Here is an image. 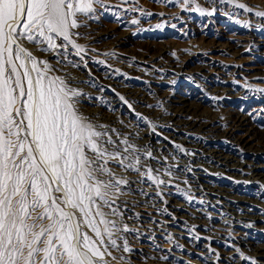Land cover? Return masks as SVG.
Returning a JSON list of instances; mask_svg holds the SVG:
<instances>
[{
  "label": "bare ground",
  "instance_id": "6f19581e",
  "mask_svg": "<svg viewBox=\"0 0 264 264\" xmlns=\"http://www.w3.org/2000/svg\"><path fill=\"white\" fill-rule=\"evenodd\" d=\"M101 1L120 26L128 20L146 19L142 11L120 5L121 0ZM204 1L217 9L201 19L222 24L229 23L222 18L249 21L258 27V33H264V17L255 14L264 12L263 4L254 7L249 2L241 8L236 0ZM156 18H162V14ZM192 18V13L185 12L166 20L187 33ZM80 24L86 25L81 33L86 47L94 53L85 52V47L81 53L60 39L57 43L63 46L48 51L41 50L46 45L27 40L21 43L34 56L42 54L52 71L58 68L65 83L79 93L76 109L94 120L98 131L107 132L121 156L128 157L121 173H116L118 168L112 170L116 178L127 182L117 196L131 221L127 225L125 222L128 231L123 230L124 226L119 232L130 249L127 253L145 257L136 264H167L158 252L144 253L139 246L131 245L142 242L157 248L154 235L158 232L153 230L157 228L170 233L173 243L168 254L183 264H264V134L255 136L250 131L252 126L247 127L251 114L264 108V90L251 85L240 87L237 80L219 75L225 70L242 75V68L236 65L229 68L202 57L191 66L195 56L188 54L180 59L165 46L140 56L119 51L126 41L148 38L150 32L145 30H118L82 20ZM232 37L228 41L214 40L210 48L235 53L247 39V48L251 46L253 52L264 57V40L258 44L253 37ZM115 57H119L118 63L108 60ZM185 85H193L195 90L184 94ZM157 99L163 100L165 109L157 107ZM80 101L92 106L85 107ZM198 102L214 108L227 104L235 119L227 123L204 112H189L188 107ZM242 130L245 133L238 134ZM129 164L132 167H127ZM112 165L119 164L110 162L109 168ZM150 167L165 171L161 179L143 174ZM180 194L186 197L184 203L175 199ZM187 221H191L194 235L186 231L183 224ZM214 244L228 250L224 252ZM184 254L195 255L201 261Z\"/></svg>",
  "mask_w": 264,
  "mask_h": 264
},
{
  "label": "snow or ice",
  "instance_id": "6c2138e0",
  "mask_svg": "<svg viewBox=\"0 0 264 264\" xmlns=\"http://www.w3.org/2000/svg\"><path fill=\"white\" fill-rule=\"evenodd\" d=\"M97 3L0 0V264H98L117 247L120 228L102 209L127 183L109 163L125 167L128 157L78 113L79 93L21 43L78 48L70 31Z\"/></svg>",
  "mask_w": 264,
  "mask_h": 264
},
{
  "label": "rangeland",
  "instance_id": "374dc122",
  "mask_svg": "<svg viewBox=\"0 0 264 264\" xmlns=\"http://www.w3.org/2000/svg\"><path fill=\"white\" fill-rule=\"evenodd\" d=\"M225 1L226 0H223V2ZM205 2L206 1H204L203 3L202 0H188L187 3L185 2V0H121V1H118L120 5H124L129 8L142 11V13L146 16L145 17L146 19H140L139 22H136L137 19H135V21L133 19L130 21L128 20L123 25L120 26L119 24L116 23V20L109 13L108 8H106L104 3L100 0V3L93 4V10L89 14L87 15L79 14L77 19L79 21V24H80V20H82V21H88V23H96V24H99L100 26L107 27V28H116L118 30H123L125 28H130V29L139 28L140 32L142 30H145V32L147 33L150 32L148 38H143L141 40H136V39L129 40V41L122 43L119 46V51L128 56H131V55L140 56V55L151 54L155 51H158L161 47L165 46L171 52H176L180 59L181 57L184 58L188 54L189 56L191 55L195 56V58H192V63L190 64L191 66L197 65L200 61V58L202 57L210 61L212 60L214 62L222 63L223 65L229 68H232L233 66L236 65L242 68V73H243L242 75H231V73H229L228 70L219 72V75L224 78L230 77L232 79L237 80L238 86L240 87L242 85H249V86L251 85L252 87L256 86L255 88L264 90V57L261 55H257L255 52H253L251 46H248L247 48V45H246L247 39L243 40L245 42H243V45H239L237 47L239 48V51L235 53H232L231 51H227V50H217V49L210 48L212 41L214 40L228 41L227 39L231 38L232 36L233 37L242 36L243 38L253 37L254 39H256L254 40L256 41L255 43L261 44V42L264 40V33H258L256 30L258 29V27L255 26L254 24L249 23V21L237 20V19H234L236 21H232L227 18H222L224 22H229L228 24H225V23L222 24V23H219V21H215L214 23H209L207 19L205 18L201 19L202 15L207 14L211 16V13L215 9H217V8L213 9L212 5H210L209 3H205ZM236 2H239L243 5H246L250 2V4L254 5V7H257L259 3L260 5L261 4L264 5V0H244L243 2H241V0H236ZM185 12L192 13V17H193L190 20V23H191L190 30L187 33L178 29L176 26H174L173 24H171L169 21L166 20L175 14H182ZM148 14H150V16ZM158 14H162V18L157 19L156 17L158 16ZM230 17L232 18L233 16L230 15ZM236 18H239V16ZM85 26L86 25L80 24L78 28L71 29L70 35H71V38L74 40V43L77 44V46L79 45L78 46V48H80L79 52L83 53L84 51L85 52L87 51V53L88 52L94 53L92 50L86 47L87 42L84 39L85 36L82 35L81 33V32H84V31H81L82 30L81 27H85ZM191 33L192 35H190ZM216 33L218 34L215 36L214 34ZM244 45L246 47H244ZM83 48H84V51H83ZM196 48L198 50H194ZM35 57L39 60H44L42 54L35 55ZM110 59H108L110 62H113L114 60V62L116 61V63H118L119 61V57L110 58ZM54 70L55 72L51 71L50 75L53 77H59V78L61 77V79L64 81V78L62 75H60L61 72L58 70V68H54ZM191 90L193 91L195 90L193 85H189V86L185 85L182 92L184 94H187ZM77 103L79 102L76 101L75 106L77 105ZM80 103L85 107L92 106L91 104H87L85 102L83 103L80 101ZM156 104L158 108L165 109L166 107L162 99H157ZM198 104L199 105L192 104L190 107H188L189 112L191 113L193 112L195 115H197V113L201 114L204 112L209 116H216L218 121L222 119L227 123H230L233 119H235L233 115L234 113L232 114V110L227 104L219 106V107L217 106L216 108L209 107L205 102L204 103L198 102ZM77 111L82 117L86 118L91 124L94 123L93 125L96 126L95 124L96 122H94V120L93 121L89 120L88 117L85 116L84 112L81 113L79 112V110ZM147 119H149L148 121H151L150 118H147ZM152 124L153 123H151V125ZM248 124L249 126L247 125V127L252 126L251 127L252 129L250 131H254L255 136L263 135L264 134V108L261 111L252 113L251 120L248 121ZM152 126L154 127L155 124H153ZM97 130H99L98 127H97ZM244 133H245L244 130L238 132V134H244ZM110 169L113 170L114 172L117 171L116 173H121L123 170V167H121L120 165H112ZM147 169L143 170V174L144 175L147 174L146 176L148 177L151 176L152 177L151 179H153L155 176L156 179L154 180L161 179L162 175L165 173V171L163 170L154 171L153 170L154 168L152 167H150L148 170ZM161 172L162 174H160ZM150 174H153V175H150ZM181 191H183L184 194L186 193L187 196L190 195V193L187 192V190H181ZM113 192H114L113 194L116 193L114 189H113ZM114 196L116 198L115 199L116 204L115 203L112 204L111 208L105 206L102 210L106 213V218L109 221H114L121 231V228L126 226L131 221L129 220L130 216L124 212L122 206L117 201L118 193H116ZM185 198L183 197V195L175 196V199L177 201L183 202V203L185 202ZM112 209L116 210V213H117L116 215L111 214ZM133 221L134 220H132V222ZM125 222H126V225H125ZM191 224H192L191 221L190 222L187 221V223H184L183 225L186 227V231L189 234L194 235L196 232L194 231V229L192 230V228H190ZM130 225L135 226L136 224H130ZM100 227L103 228L104 226L100 225ZM140 227L142 229L146 228V226H140ZM169 227L172 229H178V226H169ZM153 230L158 232V234L154 235V237L156 238V240L154 241L155 243H158L157 248H154L155 246H153L152 244L150 245L147 243L148 245L147 246L145 243H142V242H140V244L131 243V245L133 246L135 245V247L139 246V248H141V250L144 251V253H148L151 251L158 252L160 255H162V258L160 257L161 260L163 259L167 264H183L181 261L175 260L172 256L168 254L170 252V249L173 243V239L172 237H170V233L166 229L154 228ZM147 231H150V230L147 229ZM119 232L116 233V237H115L117 239V247L112 248L111 246H109L110 255L108 253H105L104 255L105 259L103 260L104 261L106 260V261L105 262L98 261V263L99 264L100 263L101 264H119V263L123 264L125 262V264H133V263L136 264L135 261L142 262V260H145V257H133L129 253L123 251V248L125 246L124 244L125 240L122 238V235L121 236L119 235ZM89 234L92 235V233H89ZM171 234L174 235L173 233ZM215 246H217V248L221 249L224 252L228 250L227 247L225 248L221 244H216ZM163 255L165 256V258H163L164 257ZM184 256H186L187 258L191 260L196 259L195 261L198 263L201 261L199 258H196L195 255L184 254Z\"/></svg>",
  "mask_w": 264,
  "mask_h": 264
}]
</instances>
